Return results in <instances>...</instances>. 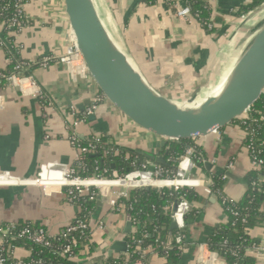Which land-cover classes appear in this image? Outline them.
Here are the masks:
<instances>
[{
    "label": "crops",
    "instance_id": "obj_1",
    "mask_svg": "<svg viewBox=\"0 0 264 264\" xmlns=\"http://www.w3.org/2000/svg\"><path fill=\"white\" fill-rule=\"evenodd\" d=\"M178 1L158 0L155 5H147L141 0H93L114 42L158 95L183 106L200 105L224 88L264 20V4L246 15L240 14L246 0H207L211 19L205 30L194 18L177 16V3L181 6ZM25 12L26 28L10 34L20 61L37 63L65 54L69 24L63 0H31ZM10 63L0 44V71L8 69ZM27 77L35 86L25 84V93L11 84L0 88V173L27 180L36 178L42 165L73 166L79 155L69 141L73 132L80 138L98 136L117 147L166 160L173 142L165 148H154L153 144L161 139L138 127L101 95L81 61L74 69L58 60L47 67L33 65ZM98 96L103 99L97 111L75 128L73 123L88 113ZM244 136L242 128L232 124L193 140L206 156L204 168L195 166L192 176L208 187L215 176L227 174L224 192L238 202L246 195L245 178L253 169ZM230 164L233 169L227 170ZM187 168L185 163L183 169ZM144 183L152 182L145 176ZM181 183L184 181H176L175 185ZM198 193L199 199L189 205L188 213H195L187 225L189 244L180 264H225L207 243L226 223L224 209L216 198L203 190ZM78 213L79 209L58 192L49 193L35 186H0V224L27 222L56 237ZM93 220H101L108 227L107 232L96 234L94 252L99 248L110 250L114 243L127 240L137 231L133 226L126 235L127 215L113 218L104 203L97 206ZM253 236L264 244V229H257ZM201 253L204 261L199 260ZM249 255L255 258L252 252ZM18 256L27 254L19 250ZM95 259H100L99 253H95ZM144 264H167V260L149 247Z\"/></svg>",
    "mask_w": 264,
    "mask_h": 264
},
{
    "label": "built area",
    "instance_id": "obj_2",
    "mask_svg": "<svg viewBox=\"0 0 264 264\" xmlns=\"http://www.w3.org/2000/svg\"><path fill=\"white\" fill-rule=\"evenodd\" d=\"M30 1L31 0H15V12L12 17L6 20L3 19L5 9L0 7V30L6 29L10 34L22 32L28 25L25 8ZM166 1L174 3V1L178 0ZM180 4L182 7L177 3V16L184 19L193 18L192 10L187 0H181ZM244 17L245 16H243V18ZM55 60L73 69L80 61L85 65L77 44L70 42L67 45L66 53L60 57L46 58L41 62L23 64L17 66L15 70L20 73L32 68L33 65L47 67ZM18 73H13L11 75L0 73V83L4 80L7 84L19 87L24 93L25 84L35 86L31 78L21 76ZM102 99L103 98L100 96L96 97L88 113L81 119H77L73 123V126L77 128L81 124L86 123L89 116L97 111ZM255 110L256 108L250 110L241 120H243L244 125L242 130L245 135V147L250 155L252 167L253 169H260L263 161H261L259 157L260 153L254 149L253 138L256 136V130L251 128V122L262 124L264 122V115L262 113H256V116L253 117L255 115ZM218 132L219 131L215 133ZM69 141L79 154L73 166L58 163L42 165L37 177L27 180L18 179L10 173H0V181L9 182L8 184L1 183L0 186H35L41 187L49 193L58 192V194L66 198L67 202L76 206L78 209L81 208L78 202L81 198L91 202L96 200L97 202L102 201L106 204L111 214L122 213L124 215H127L126 209L124 206L120 205V200L128 198L131 190L142 188H154L158 190L173 189L175 192H179L186 188L197 192L203 190L208 196L221 200L224 205L229 202H231V204L235 203V200L226 195L224 191L213 190V182L210 186L206 187L201 179L192 176V170L195 164L193 162L194 150L191 148L186 151L184 156L177 159V175L175 176H167L166 173L168 172L164 171L161 167H158L154 173H151L145 165L142 169L127 175H121L119 172L114 171L110 177L102 175L84 177L81 176V173L87 171V166L84 163V156L87 155L90 150L81 145L80 137L75 132L70 135ZM100 141L101 137L92 136L91 138L92 143H100ZM185 163H188L187 169H183ZM231 169H233V164H230L227 168V170ZM145 176H148L151 182L162 185L145 184ZM181 180H183L184 183L180 185H169L170 183ZM223 180L225 182L228 180L227 174L223 175ZM177 205V211L173 212L172 220L177 223L178 230L183 231L186 228L185 216L189 212V204L185 200H182ZM90 216L89 219L77 216L74 222L64 230L62 238L65 239L67 243L61 248L55 246L60 235L56 237L51 236L44 228L36 227L29 223L0 224V264H51L46 258V251L48 249H54L55 251L60 250V252L73 261L75 260L79 248L82 249L80 253L83 257V260L80 262H92L95 259V253H102V258L107 261L110 258L107 249L102 250L98 247L99 249H97V251L95 249L94 252V244L96 242L95 236L99 232H107V224L101 220L94 223L93 216ZM127 219L130 221L128 215ZM73 235L78 237H73ZM186 239L187 236L183 233L179 234L174 239L175 244L182 251L185 250ZM174 241L168 240V242L164 243V253L166 256L168 254L167 251L171 247V243ZM143 243V239H138L136 237H132L130 243H128L127 240L128 251L125 254H121L125 255V264L129 263L134 255L138 256V260L133 264H144L149 247H144ZM130 249H132V252H129ZM19 250H23L27 256L20 258L18 256ZM252 253L255 256L256 263L264 264V244L255 246ZM121 255H114L113 258L118 259ZM199 258L200 261H204L202 253Z\"/></svg>",
    "mask_w": 264,
    "mask_h": 264
},
{
    "label": "trees",
    "instance_id": "obj_3",
    "mask_svg": "<svg viewBox=\"0 0 264 264\" xmlns=\"http://www.w3.org/2000/svg\"><path fill=\"white\" fill-rule=\"evenodd\" d=\"M147 5H155L158 0H141ZM192 10L193 18L198 21L205 30L211 19V11L207 0H187ZM246 4L240 9V14H249L264 4V0H246ZM0 7L4 8L3 19H9L15 12V0H0ZM0 44L4 47L11 63L8 69L0 71L1 74L11 75L16 72L17 66L27 64L19 59L17 47L14 39L10 36V32L6 29L0 30ZM30 69L20 72L21 76L27 77ZM7 84L4 80L0 83V88ZM102 95V93H101ZM256 113L264 115V97L257 104ZM251 128L255 129L256 136L253 138L254 149L260 153L259 157L263 164L260 169H252L246 176L247 192L241 201L231 202L226 205L218 200L225 212L226 223L221 225L214 234L208 239L207 243L211 251L217 253L225 264H256L255 258L249 254L254 250L255 246L260 244L259 240L253 236L257 229H264V122L256 124L251 122ZM234 125L244 127L243 120L236 121ZM91 138H80L83 147L88 148L90 152L84 156V163L87 171L81 173V176H112L114 171L121 175H127L142 169L145 164L140 162V156L127 149L111 144L107 139L101 138L100 143L91 142ZM191 148L194 150L193 162L197 168H204L205 152L195 144L193 140H185L171 143V149L166 154L167 166H160L167 171V176L177 175V159L186 154ZM115 166V168H113ZM213 190L224 191L226 182L223 175H217L213 179ZM149 185H162L151 183ZM169 185H175L170 183ZM200 194L191 189H182L175 192L173 189L158 190L154 188L134 189L129 192V197L120 200V205L124 206L126 213L130 218L136 232L128 237V243L132 237L143 239L144 247H152L155 253L161 257H165L167 264H180L183 252L175 244V237L183 233L187 236L185 249L188 242V223L190 217L195 211L185 216L186 228L183 231L171 230L172 215L174 206L185 200L189 205L194 204L199 199ZM78 217L89 219L96 213L97 200L88 201L87 199H79ZM91 213V214H90ZM57 239L55 246L61 248L67 242L62 238ZM73 237H78L73 235ZM173 240L167 256L164 253V243ZM163 243V244H162ZM81 248L77 251L75 260H71L60 250L48 249L46 258L51 264H125V255H121L118 259L109 258L94 259L90 263L80 262L83 260L81 256ZM132 252V249L129 250ZM138 260V256L134 255L129 263L133 264Z\"/></svg>",
    "mask_w": 264,
    "mask_h": 264
},
{
    "label": "water",
    "instance_id": "obj_4",
    "mask_svg": "<svg viewBox=\"0 0 264 264\" xmlns=\"http://www.w3.org/2000/svg\"><path fill=\"white\" fill-rule=\"evenodd\" d=\"M63 3L69 24L67 43L77 44L88 72L106 99L138 127L161 139L153 144L154 148L208 137L241 120L264 97V20L221 93L200 105L183 106L158 95L145 82L110 36L93 0ZM138 155L151 173L168 165L161 156L141 151ZM103 203L99 201L97 206ZM132 228L129 221L125 234L129 235ZM177 229V223L172 221L171 230ZM127 251L124 239L114 243L108 253L113 257Z\"/></svg>",
    "mask_w": 264,
    "mask_h": 264
},
{
    "label": "rangeland",
    "instance_id": "obj_5",
    "mask_svg": "<svg viewBox=\"0 0 264 264\" xmlns=\"http://www.w3.org/2000/svg\"><path fill=\"white\" fill-rule=\"evenodd\" d=\"M111 215H112L113 218H116V217H120V218H121V217H125V215L122 214V213H121V214H111ZM128 217H129V216H128ZM24 223H27V222H24ZM102 246L106 247L104 244H102ZM103 249H104V248H103ZM105 249H106V248H105ZM99 257H100L101 259H103V258H102V253H99Z\"/></svg>",
    "mask_w": 264,
    "mask_h": 264
},
{
    "label": "bare ground",
    "instance_id": "obj_6",
    "mask_svg": "<svg viewBox=\"0 0 264 264\" xmlns=\"http://www.w3.org/2000/svg\"><path fill=\"white\" fill-rule=\"evenodd\" d=\"M221 91H222V89L217 93V95H219L221 93ZM174 184H175V182H174Z\"/></svg>",
    "mask_w": 264,
    "mask_h": 264
}]
</instances>
